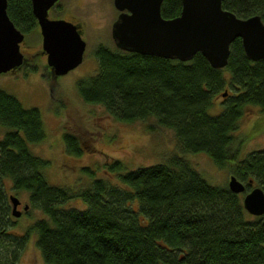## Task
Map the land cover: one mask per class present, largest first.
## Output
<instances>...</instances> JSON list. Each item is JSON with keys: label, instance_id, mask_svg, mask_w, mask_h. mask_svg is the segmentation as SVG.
<instances>
[{"label": "trees", "instance_id": "16d2710c", "mask_svg": "<svg viewBox=\"0 0 264 264\" xmlns=\"http://www.w3.org/2000/svg\"><path fill=\"white\" fill-rule=\"evenodd\" d=\"M263 4L221 0L237 16L257 13L264 21ZM179 9L180 0H162L159 7L163 17ZM5 10L22 32L36 23L30 0H6ZM93 55V72L75 81L82 100L119 120L152 117L172 129L180 151L123 170L119 159H110L115 180L92 177L77 189L50 184L43 173L48 159L28 147L44 137L38 108L0 87L6 127L0 136V264H16L31 231L42 259L52 264H264V214H249L241 193L210 184L180 155L202 151L215 165L227 164L245 190L252 183L264 190V145L241 157L232 145L244 105L264 109V58L247 57L239 37L230 41L222 67L209 65L199 51L180 60L97 43ZM61 138L68 153L82 151L73 133L63 131ZM6 179L42 213L20 234L8 230L14 220ZM72 197L84 205L65 204Z\"/></svg>", "mask_w": 264, "mask_h": 264}, {"label": "rangeland", "instance_id": "374dc122", "mask_svg": "<svg viewBox=\"0 0 264 264\" xmlns=\"http://www.w3.org/2000/svg\"><path fill=\"white\" fill-rule=\"evenodd\" d=\"M49 8V15L67 17L79 25L80 35L85 41L81 61L64 73L51 74L45 52L40 46L39 28L34 25L25 32L21 43L25 57L23 63L0 71V87L17 97L22 105L36 106L40 112L44 137L36 142H28V147L33 153L48 159V164L43 168L46 181L77 189L89 184L92 177L115 180L116 173L108 171L106 166L110 159H119L123 170L163 161L169 155L178 154L177 150L180 149L171 128L156 124L152 117L132 121L116 119L101 104L83 101L76 91V79L93 72L95 68L94 46L97 43L109 47L114 45L110 28L118 11L112 0H56ZM218 99L219 95L216 96L214 109L218 108ZM5 128L0 124V136ZM63 131L76 136L82 147L79 154L65 150L61 138ZM232 134V145L239 157L249 150L262 147L264 109L257 105H244ZM180 155L210 184L227 185L231 174L227 164L215 165L202 151L180 152ZM85 167L90 168L93 175L85 172ZM5 183L7 192L18 197L20 202L16 207L21 210L17 216L11 214L14 223L8 230L20 234L42 213L30 206L22 209V205L27 203L26 192L14 190L9 179ZM239 193L242 196L243 192ZM65 204L82 207L84 202L72 197ZM34 238L35 233L29 232L16 264H52L42 259Z\"/></svg>", "mask_w": 264, "mask_h": 264}, {"label": "water", "instance_id": "95a60500", "mask_svg": "<svg viewBox=\"0 0 264 264\" xmlns=\"http://www.w3.org/2000/svg\"><path fill=\"white\" fill-rule=\"evenodd\" d=\"M55 1L30 0L31 12L41 35V48L53 75L77 65L85 46L77 23L47 16L48 8ZM161 1L112 0L118 11L110 28L114 46L180 60L189 59L199 51L209 65L222 67L227 61L230 41L239 37L247 57L264 58V21L259 14L237 16L221 7V0H180L179 12L163 17L159 11ZM5 7L6 0H0V71L15 68L23 60L19 48L23 32L8 17ZM248 182L251 183V179ZM226 186L233 192H243L241 204L249 214L264 213V190L259 185L245 190L243 181L231 173ZM8 199L11 214L19 215L18 197L9 193ZM27 206L24 203L22 209Z\"/></svg>", "mask_w": 264, "mask_h": 264}, {"label": "flooded vegetation", "instance_id": "af4514ba", "mask_svg": "<svg viewBox=\"0 0 264 264\" xmlns=\"http://www.w3.org/2000/svg\"><path fill=\"white\" fill-rule=\"evenodd\" d=\"M51 7V6H50ZM49 10H50V8H48ZM47 16L48 17H52V18H54V17H56V16H53V15H49V13H47ZM62 18H65V19H68L67 17H62ZM72 22H74V21H72ZM74 23H76V22H74ZM35 26H37V28H39L38 27V25H37V23H35ZM24 38H25V32H23V38H22V40L19 42V48H20V50H21V52H22V55H23V60H22V62L19 64V65H21L22 63H23V61L25 60V57H24V53H23V49H22V47H21V43H22V41L24 40ZM40 46H41V35H40ZM50 71V70H49ZM20 202V201H19ZM21 212V211H20ZM20 214V213H19Z\"/></svg>", "mask_w": 264, "mask_h": 264}]
</instances>
